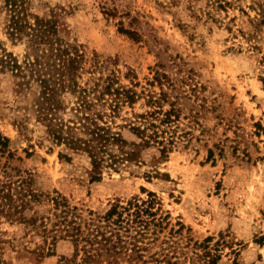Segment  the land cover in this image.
I'll list each match as a JSON object with an SVG mask.
<instances>
[{
	"label": "rangeland",
	"instance_id": "1",
	"mask_svg": "<svg viewBox=\"0 0 264 264\" xmlns=\"http://www.w3.org/2000/svg\"><path fill=\"white\" fill-rule=\"evenodd\" d=\"M31 10L84 52L87 70L98 64L97 77L116 73L140 94L166 93L164 109L177 101L181 119L167 160L148 150L143 162L107 168L95 180L89 156L57 144L39 121L40 85L0 74V131L12 140V165L31 170L42 191L60 192L86 219L155 192L164 221L139 237L146 259L264 264L256 242L264 235V0H31ZM0 43L24 61L25 43L10 38L1 16ZM150 108L142 95L118 122ZM0 238L11 264H61L75 253L60 240L42 255L41 234L1 216Z\"/></svg>",
	"mask_w": 264,
	"mask_h": 264
},
{
	"label": "trees",
	"instance_id": "2",
	"mask_svg": "<svg viewBox=\"0 0 264 264\" xmlns=\"http://www.w3.org/2000/svg\"><path fill=\"white\" fill-rule=\"evenodd\" d=\"M0 16L10 38L25 43L27 49L21 62L0 43V74L11 72L20 84L40 85L36 99L39 121L57 144L89 156L93 179L99 180L107 168L143 162L148 150L155 151L158 162L169 158L178 143L181 111L177 101L165 110L166 93L140 94L123 86L116 73L97 77L98 64L87 70L84 52L60 36L53 20L32 12L31 0H1ZM122 29L133 38L138 35L135 30ZM86 72L92 77L82 82ZM142 95L151 108L122 118L120 124L124 107L134 108ZM15 157L11 138L0 131V216L41 234L47 244L42 255L52 254L60 240H69L75 248L74 257H64L61 264H72L78 257L86 264H120L122 260L129 264H180L169 254L146 259L138 244L152 224L164 221L158 216L161 208L156 206L161 202L155 192H149L146 200L138 196L125 203L118 200L105 214L91 212L95 216L86 219L60 192L42 191L31 170L13 166ZM44 206L48 208L42 212ZM256 242L264 246V235ZM0 264H11L1 238Z\"/></svg>",
	"mask_w": 264,
	"mask_h": 264
}]
</instances>
